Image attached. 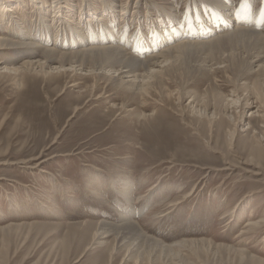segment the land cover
Here are the masks:
<instances>
[{"label":"rangeland","instance_id":"374dc122","mask_svg":"<svg viewBox=\"0 0 264 264\" xmlns=\"http://www.w3.org/2000/svg\"><path fill=\"white\" fill-rule=\"evenodd\" d=\"M9 1L0 0V34L36 40V59L46 46L58 53L76 50L69 47L75 31L69 32L66 21L79 24V15L87 21L84 5L93 4L101 18L96 34L112 25L113 33L124 31L126 38H139L146 46L167 27L154 5L183 13L188 0H114V6L72 0L65 12H55L58 18L53 17L54 0H37L46 4L42 11L30 0ZM241 1L253 9L264 6V0H235V6ZM2 12L9 17L3 19ZM189 18L195 26L184 30L202 33L196 15ZM211 18L206 16L202 25ZM155 20L157 29L152 28ZM83 28L80 32L90 38V29ZM165 46L145 50L134 44L131 55L144 58ZM12 47L0 50V67L30 60L16 57L14 52L22 50ZM226 66L210 65L208 72L186 69L181 78L171 72L144 99L116 88L108 77L0 71V264H134L126 261L113 236L103 244L93 238V223L130 221L165 247L204 242L175 248L173 260L144 254L137 264H264V153L249 155L255 137L264 149V91L258 97L256 90L264 88L263 81L256 68L235 75ZM180 88L219 99L222 107L211 119L213 108L191 107L190 96L178 102ZM140 111L149 116L139 118ZM123 181H133L129 199L118 195Z\"/></svg>","mask_w":264,"mask_h":264},{"label":"bare ground","instance_id":"6f19581e","mask_svg":"<svg viewBox=\"0 0 264 264\" xmlns=\"http://www.w3.org/2000/svg\"><path fill=\"white\" fill-rule=\"evenodd\" d=\"M5 1L8 3L9 0ZM30 1H32L31 4L33 6L35 5L40 11H42L46 5L44 1L39 4L37 0ZM70 1L72 0H54L53 6L54 9L57 10L53 11V13L65 12L64 9L69 6L68 4ZM97 1L102 3L110 1L111 6L115 5L113 4L114 0ZM185 4L186 8L183 13L171 6L161 7L160 4L157 3L154 5V7L158 8L163 14L160 15V20L167 27L164 28L166 29V32L159 30L156 36H152V40L149 42L147 41L148 44L146 46L139 38H134L132 36L126 38V36L122 34L125 33L124 31L118 32L117 34L113 33L111 30L112 25L107 28L109 32H107L106 29L105 31L101 30L99 35L96 34L94 27L97 23L101 22V18L95 16L96 13L92 10L93 4L90 6L84 5L86 11H83L82 13L86 15V12L90 16L87 21H82L81 15L77 16L79 24L76 23L72 25L70 24V21H66L67 23L69 22L68 25L71 26V28L69 27V32L75 31L73 36H69L72 40L69 47H71V50L76 49L75 51L58 53L54 47L47 48L46 46L44 47L45 49L42 50L41 56L33 59L32 56H38L37 49L39 47L36 46L40 45L38 42H35L36 40H30L29 37H24L22 40L15 41L12 38L8 39L0 34V50L5 47L9 48V46H13L12 48L22 50L14 52L16 57L21 56V58L30 59L29 61L23 62L20 67L8 65L7 67H0V71L16 75L22 72L34 71L36 74L42 75L72 72L84 76L93 75L92 77L94 78H96V76L101 78L108 77V80H110L116 88H120L132 95H139L141 96V99H144V97H149V89L151 90V88L155 85L159 86L163 81H168L171 78L169 76L171 72H174L176 76L180 74L181 78L182 75L185 76L184 73L187 72L185 71L186 69H189L192 72H208L207 68L208 66L210 67V65L217 66L219 64H227L226 67L231 72L235 73V75L238 73L249 75L252 73V70L256 68L258 77H262V85L264 87V64H262L264 63V6L262 10L253 9L250 3L246 1L238 2L236 3L237 6H235V0H188ZM8 11L9 9H5L6 14L9 13ZM134 11H136L135 8ZM2 13L1 17L3 19H7L9 17L8 15H5L4 12ZM56 13L53 17L58 18ZM149 13L151 15V12ZM203 13L205 14V18ZM193 14L196 15L198 24H200V28L202 29V33L197 31L192 35L184 30L185 27L192 28L195 26L192 25L195 23L189 18V16ZM121 15H124V12H122ZM180 15L182 16V18L180 17L181 19L179 18ZM208 15L209 17L212 16V21L210 24H205L203 26V23L201 22L206 19V16ZM61 20L62 19L59 17L58 21ZM65 20L67 19H64L63 21ZM181 20L184 21L181 23ZM143 21L150 23L147 17L143 19ZM242 21H245V23H241ZM137 23L142 24V20L138 19ZM179 23L182 24V28H177ZM81 24H83L81 28L84 27L86 31H88L87 28L90 29V38L86 39L84 32H80ZM101 25H103V23ZM159 25L160 23L156 22L152 28H158ZM17 26H19V24H17ZM138 28L140 30L142 27L139 26ZM172 28L174 30H171L172 32L170 33L169 30ZM221 31L226 32L219 34ZM210 33H213V35H210ZM181 36L184 37L180 38ZM102 37L103 39L101 40ZM120 37H122V39H120ZM118 41L126 43L127 46L129 44L128 48L117 44L119 43ZM172 41L173 43H171ZM134 44L136 45V49L145 50L159 48L160 44H164L166 46L161 48V51L151 52L150 55L147 54V57L145 56L144 58H139L138 55H141L138 54V52H135L137 53V56L134 54L133 56L131 55V48ZM213 61H215V63H213ZM87 63H89L90 66L89 70L86 71L84 68ZM78 71H80V73H77ZM72 86H74V84H72ZM183 89L184 88H180L175 93L177 101L181 102L186 96H190L191 107L196 108L197 106H201L204 107L203 111L213 108L214 113L211 112V119L214 116L215 111L222 107V102L219 99H212V97H209L208 95L203 98H199L198 96L192 94L191 96L187 92L185 93ZM256 90H258L259 94L257 93V95L259 97L263 94L262 92L264 91V88L260 89L257 87ZM171 96L172 92H167L165 95L166 98H171ZM236 100L231 101L235 104L237 103ZM212 101L214 103H212ZM210 104H213L214 107ZM199 110L200 109H198L196 113H199ZM179 112L182 113L181 110ZM146 116L148 117L149 114H144L141 111L138 115L139 118H145ZM257 117H259V115ZM234 133V128L228 130L230 143L234 138ZM263 153V146L261 145L259 139L255 137V147L251 149L249 155L251 157L260 158ZM248 165H252V162L248 163ZM229 166L233 165L229 164ZM254 167L259 168L258 166ZM253 174L257 173L254 172ZM132 184L133 181H123V186L119 191L120 194H118L120 195V199H129L130 193H132ZM109 186L113 188V191L116 190L112 183ZM152 191L153 187H150L148 192ZM191 193L192 192L184 198H188ZM178 204H180L179 201L175 202L171 206ZM129 211H131V209ZM83 224L91 225L92 223L85 222ZM249 225L250 223H246V226ZM93 226H95L93 238L99 239V244H103L106 238L113 236L116 242L115 245L123 247L125 250L126 261L132 260L134 261V264L139 263V261L142 260V255L144 254L151 257L163 255L165 257L171 256V259L173 260V257L178 253L174 250L175 248H186L187 246L189 247V245H195L196 243H204L185 241L179 245L165 247L158 241L145 237L131 221L129 223L121 222V224L117 226L98 222L93 223Z\"/></svg>","mask_w":264,"mask_h":264}]
</instances>
